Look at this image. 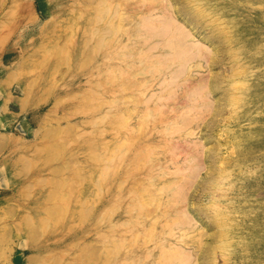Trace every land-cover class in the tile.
Listing matches in <instances>:
<instances>
[{
	"label": "rangeland",
	"instance_id": "obj_1",
	"mask_svg": "<svg viewBox=\"0 0 264 264\" xmlns=\"http://www.w3.org/2000/svg\"><path fill=\"white\" fill-rule=\"evenodd\" d=\"M149 2L201 67L139 56ZM186 6L199 22L183 0H0V264H264V0ZM171 69L140 119L139 81Z\"/></svg>",
	"mask_w": 264,
	"mask_h": 264
},
{
	"label": "bare ground",
	"instance_id": "obj_2",
	"mask_svg": "<svg viewBox=\"0 0 264 264\" xmlns=\"http://www.w3.org/2000/svg\"><path fill=\"white\" fill-rule=\"evenodd\" d=\"M151 1V0H150ZM184 1V11L187 12V14L191 15L192 17L189 19V21L193 22L194 23H197L199 22V20L197 19L196 15H192L193 12L190 10V8L188 6H186V4L189 3V0H183ZM97 12V11H96ZM173 12H175L176 14V11L175 9L172 8V5H165L163 7H158L157 5L155 4H152L151 2H149L148 4L146 5H139V10H138V17H139V24H141L142 22H144V24H148L149 25V28L151 29L150 32H147L145 33L144 35V39L145 40V43L144 44H140L139 43V56H141L145 50H148L150 53H151V58H155L157 57V54H155V52L153 51H156V50H163L165 48L166 50V56H169L171 55V50H174V49H181V47H183V53L185 56L184 59H187V70H190L191 68H194V67H201V60L205 57L204 56V52H205V48L201 47L200 45H198L196 43V45H192L191 43H188L187 42V37L185 36V33H183L180 28L178 26L175 25V19L177 20V18H175ZM199 13L200 10H199ZM98 17L96 19V21H98ZM95 25V24H94ZM191 36L193 37L194 39V34H191ZM156 39V40H155ZM191 41H200L199 39H194V40H191ZM163 45V46H161ZM148 54V53H147ZM160 54H165L164 52H160ZM159 56V55H158ZM203 56V57H202ZM145 61V60H144ZM196 62V63H195ZM139 65H144V62L142 61V59L139 57ZM141 73L143 71H140ZM181 75L177 74V72L174 70V69H171V71H168V74H167V77L164 78V80L162 81V88L160 90L159 93H156L155 90H151L150 87L146 86L144 83L142 84V81H139V90L142 92L141 94H143L145 97H144V101L142 99L139 100V118L140 119H146L150 116H152V109H151V106H155L158 104V102L161 101V99L163 100L165 97V100L167 99V95L170 96L169 94H171V92H173V90L171 88H168V82H170V79H174L175 77L176 78H180ZM145 80V79H144ZM226 81V77L225 78H219L217 79L215 82L214 80H209L208 81V87L206 86H201L199 88H194V89H191L189 91V94L187 96L188 97H191L194 101L197 99V98H201L203 97V99L205 100L206 96H208V93H207V89L210 88L211 90H215L216 88H218L217 86H220V84L224 83ZM144 82V81H143ZM213 87V88H212ZM205 93L207 94L206 96ZM174 94V93H173ZM140 95V93H139ZM140 97V96H139ZM173 97V96H172ZM205 97V98H204ZM141 98V97H140ZM171 98V97H170ZM208 98V97H207ZM203 99L201 98L200 101ZM160 100V101H159ZM176 100V99H175ZM209 100V99H206V101ZM164 101V100H163ZM167 101V100H166ZM169 101V100H168ZM193 101V102H194ZM205 101V102H206ZM211 101V100H210ZM175 102V101H174ZM211 103V102H210ZM209 103V104H210ZM193 104H195L194 106L190 107L188 110L190 113L193 111L195 112V108L197 107L198 110H201L204 106V103H198V101H195ZM212 104V103H211ZM213 105H211L212 107ZM159 107V106H157ZM163 107V105H162ZM206 107V106H205ZM166 108V107H163V109ZM208 108V107H207ZM155 109V108H154ZM159 108H156V110H158ZM162 109V108H161ZM167 109V108H166ZM220 110H224V109H220ZM159 111V110H158ZM173 111V110H171ZM188 111H186L187 113H189ZM155 112V111H154ZM157 112V111H156ZM201 113V111H200ZM199 113V114H200ZM158 114V112L156 113ZM161 114V113H160ZM210 115V114H209ZM165 116V115H164ZM209 117V116H208ZM175 119L177 118H180L182 120V123H189L191 124V122L193 123L194 121H196L197 119L194 117V115L192 114H183L181 116V114L179 115V117H175ZM197 118H200L198 115H197ZM216 120V122L219 120L218 117L215 116V119L214 121ZM201 121V120H200ZM220 121V120H219ZM141 122V121H139ZM203 122V121H202ZM178 124H176V127L178 128L179 126H177ZM139 126H141V123L139 124ZM175 126V125H174ZM188 127V125H183ZM182 126V127H183ZM181 125L179 127V130H177L176 132L178 133V131H180V128H182ZM176 128V129H177ZM170 129H172V126H170ZM175 127L172 129V130H169L171 132H174V130H176ZM184 130V128H182ZM181 129V130H182ZM169 133V132H168ZM170 134H173V133H170ZM176 134V133H175ZM174 135V134H173ZM174 148V147H173ZM172 148V149H173ZM171 149V150H172ZM177 149V148H175ZM179 151V150H178ZM174 152V151H173ZM173 155V154H172ZM181 155V154H180ZM179 155V156H180ZM176 156V155H175ZM174 157V155H173ZM173 166V165H172ZM179 168V166L177 167ZM163 171V170H162ZM174 185V184H173ZM171 184V186H173ZM176 186V185H175ZM179 187V185H178ZM162 188V187H161ZM164 188V187H163ZM171 188V187H170ZM169 189V187H168ZM159 190V189H158ZM178 193V192H177ZM180 193V192H179ZM181 195V194H180ZM178 196V195H177ZM176 196V198H178ZM181 197V196H180ZM173 198V197H172ZM171 198V199H172ZM174 198H175V195H174ZM173 198V199H174ZM179 199V198H178ZM177 199H175L176 201ZM181 200H182V197H181ZM174 201V202H175ZM173 202V205L176 203ZM171 203V202H170ZM172 205V206H173ZM171 207V206H170ZM169 207V208H170ZM167 209V208H166ZM176 250V249H175ZM177 251V250H176ZM171 252L170 254L172 255H175V254H178L180 253L179 255L182 257L183 255H181V252H172V251H169ZM170 255V256H171ZM176 258L179 257V256H175ZM180 257V258H181ZM185 257V256H184ZM183 257V258H184ZM179 258V259H180ZM179 259H177L179 261ZM182 259V258H181ZM183 262L185 261V259H182ZM181 260V262H182ZM180 262V261H179ZM180 262V263H181Z\"/></svg>",
	"mask_w": 264,
	"mask_h": 264
}]
</instances>
